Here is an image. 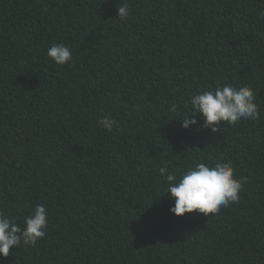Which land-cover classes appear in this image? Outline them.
<instances>
[{"label":"trees","instance_id":"obj_1","mask_svg":"<svg viewBox=\"0 0 264 264\" xmlns=\"http://www.w3.org/2000/svg\"><path fill=\"white\" fill-rule=\"evenodd\" d=\"M120 2L0 0V212L48 209L0 264H264V0H124L125 21ZM224 84L251 86L261 118L184 129L190 96ZM222 160L249 179L239 202L172 214L159 168Z\"/></svg>","mask_w":264,"mask_h":264},{"label":"clouds","instance_id":"obj_2","mask_svg":"<svg viewBox=\"0 0 264 264\" xmlns=\"http://www.w3.org/2000/svg\"><path fill=\"white\" fill-rule=\"evenodd\" d=\"M117 7L118 20H127L131 15L128 3L121 0ZM46 55L58 66H65L73 59L70 47L62 43L52 44ZM187 103L196 114H182L178 119L186 130L202 127L215 133L220 130L217 125L221 126L222 123L235 125L241 120L256 121L261 118L256 94L249 85L224 84L198 91L190 96ZM170 111L180 113L179 105L172 103ZM196 116L202 117V124ZM98 123L108 132L119 127L118 121L110 115L101 117ZM158 171L166 184L167 193L174 199V206L169 211L177 217L193 212L209 216L222 208H229L239 202L240 193L249 182L247 176L237 178L232 162L227 160L211 164L198 162L180 172L170 171L166 166L160 167ZM22 223L23 226L12 216L0 212V255L4 258L9 256L14 246L19 248L23 244L35 247L46 236L48 209L45 204L34 205Z\"/></svg>","mask_w":264,"mask_h":264}]
</instances>
